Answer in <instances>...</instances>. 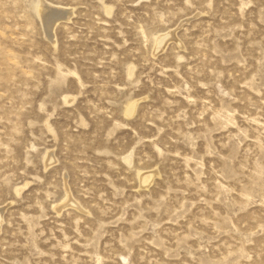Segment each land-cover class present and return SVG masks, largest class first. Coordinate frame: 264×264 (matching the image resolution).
Here are the masks:
<instances>
[{
	"label": "rangeland",
	"instance_id": "rangeland-1",
	"mask_svg": "<svg viewBox=\"0 0 264 264\" xmlns=\"http://www.w3.org/2000/svg\"><path fill=\"white\" fill-rule=\"evenodd\" d=\"M42 1L0 0V264H264V0Z\"/></svg>",
	"mask_w": 264,
	"mask_h": 264
},
{
	"label": "bare ground",
	"instance_id": "bare-ground-1",
	"mask_svg": "<svg viewBox=\"0 0 264 264\" xmlns=\"http://www.w3.org/2000/svg\"><path fill=\"white\" fill-rule=\"evenodd\" d=\"M42 2H44V1L41 0V3H40V4H41V9H42V8H47V7H46V6H47V3L44 2V3H46V4H44V3H42ZM39 6H40V5H39ZM41 9H40V10H41ZM45 10H46L47 12L49 11V14H50L51 16L53 15V12H54V11H53L51 8L48 7V8L45 9ZM56 10H58V9H56ZM56 10H55V11H56ZM43 11H44V10H43ZM46 11H45V12H46ZM59 11H60V10H59ZM65 11H66V10H65ZM45 12H44V13H45ZM62 12H64V11H62ZM62 14H63V13H62ZM46 15H47V14H46ZM46 15H45V16H46ZM60 16H61V15H60ZM41 17H42V16H41ZM47 17H50V16H49V15L46 16V19H47ZM52 18H53V17H52Z\"/></svg>",
	"mask_w": 264,
	"mask_h": 264
}]
</instances>
